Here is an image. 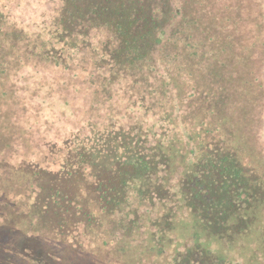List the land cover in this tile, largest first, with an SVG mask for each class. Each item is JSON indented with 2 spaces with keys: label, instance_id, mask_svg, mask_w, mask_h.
<instances>
[{
  "label": "trees",
  "instance_id": "trees-1",
  "mask_svg": "<svg viewBox=\"0 0 264 264\" xmlns=\"http://www.w3.org/2000/svg\"><path fill=\"white\" fill-rule=\"evenodd\" d=\"M35 4L0 0V264H264V0Z\"/></svg>",
  "mask_w": 264,
  "mask_h": 264
},
{
  "label": "rangeland",
  "instance_id": "rangeland-1",
  "mask_svg": "<svg viewBox=\"0 0 264 264\" xmlns=\"http://www.w3.org/2000/svg\"><path fill=\"white\" fill-rule=\"evenodd\" d=\"M22 1V7H19V10L21 11H26L29 14H33V19L34 22H39V15L41 14L40 11H43V8H40L37 6L36 0H21ZM19 15V14H18ZM30 16V15H29ZM23 20L26 21V19L24 18V16H22ZM37 20V21H35ZM27 22V21H26ZM37 22V23H38Z\"/></svg>",
  "mask_w": 264,
  "mask_h": 264
}]
</instances>
